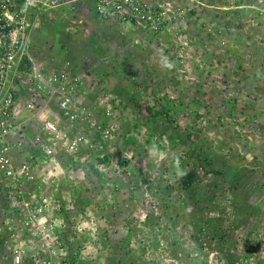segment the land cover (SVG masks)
Here are the masks:
<instances>
[{
  "label": "rangeland",
  "instance_id": "rangeland-1",
  "mask_svg": "<svg viewBox=\"0 0 264 264\" xmlns=\"http://www.w3.org/2000/svg\"><path fill=\"white\" fill-rule=\"evenodd\" d=\"M18 1L0 0V27L27 29L21 71L35 67L48 86L73 65L78 74H63L79 79L81 117L77 134L64 130L61 98L28 74L11 127L26 141V124L46 119L86 141L68 154L55 139L54 163L32 151L41 160H31L36 182L27 180L23 203L0 190V219L27 217L29 233L9 249L19 244L25 264H264V0H144L158 29L102 18L82 0L87 30L72 25L73 1ZM32 22L44 28L37 35ZM35 36L53 51L43 67ZM23 152L10 155L19 170Z\"/></svg>",
  "mask_w": 264,
  "mask_h": 264
},
{
  "label": "built area",
  "instance_id": "built-area-1",
  "mask_svg": "<svg viewBox=\"0 0 264 264\" xmlns=\"http://www.w3.org/2000/svg\"><path fill=\"white\" fill-rule=\"evenodd\" d=\"M29 1L30 0H25V2L28 3L26 8L30 6ZM53 4H57L56 7H58L66 3L64 0H54ZM95 4L97 12L105 19H114L119 22L130 24L144 22L146 26L149 25L150 28L154 27V29H158L157 25H159L161 21V18H158L159 14H154L153 11H150V7L144 0H95ZM0 28L4 31L3 36L0 38V189L12 198H8V202L17 200L16 203H18V201H20V203L22 201L23 203L22 198L26 194L25 187L27 186V180L36 181L33 180L30 167L32 159L23 162L19 170V166L16 167L15 162L10 156L11 152L16 148L24 151L26 143L23 139L25 129H18L17 131L16 128L11 127L12 124L14 125L13 109L16 105L15 97L18 86L26 80V76L29 74V80L34 83L35 89L38 92H43L50 97L57 96L61 98L59 109L67 115L71 123H76L75 121L81 116L74 114L75 106L72 105L74 103L72 94H74V87L76 88L79 84V79H73L70 76L68 79V76L63 74L64 72L62 74L50 73L47 76L48 86H45L41 82L43 73L37 71L35 67L30 68V70L21 71L20 67L22 66L25 56H27L25 51L28 46V44H25V39L28 38L27 29L22 25L16 31H11L12 28L6 27L5 24ZM29 108L31 109L32 105H29ZM71 109H73V113ZM35 121L40 122L41 120ZM41 123V133L36 134L34 137L33 147L36 150L40 148L42 155L46 160H50L52 163H54L53 160L56 159V150L51 147V143L56 141L55 139L59 138L60 142H58V145H60L64 152L69 154L78 152V147L83 145V142L86 141L84 137H80L77 140L68 139L64 132L60 131L54 123L46 119H43ZM27 129L28 126L26 124V131ZM50 180L52 182L49 185L53 187L55 185L54 179L52 178ZM41 203L42 201H35V204H39L38 207ZM24 205L27 206L25 202ZM40 209V212H46L45 209ZM20 212L22 213L21 218L19 221L15 219L16 223L11 222L9 219H5L3 223L0 224V242H2V237L6 233L8 235V239L6 240L8 249V243L12 241V238L17 239L22 237L25 232H28L20 225V222H23L22 219L27 218L25 211L21 209ZM40 214L42 219L44 213ZM37 215H39V213H37ZM50 225H43L41 228L43 231L38 229L36 232H49L53 229ZM9 250L13 257L12 264H25L22 247L19 244H15V247L12 246ZM53 264L67 263L62 261Z\"/></svg>",
  "mask_w": 264,
  "mask_h": 264
},
{
  "label": "crops",
  "instance_id": "crops-1",
  "mask_svg": "<svg viewBox=\"0 0 264 264\" xmlns=\"http://www.w3.org/2000/svg\"><path fill=\"white\" fill-rule=\"evenodd\" d=\"M70 1H73L72 6L75 8V10H76V7H77L78 9H80L79 12L81 13V15L79 17V20H76V21L73 20L74 23L72 25L73 26H76V27H81V28L86 29V30L87 29H91V24L94 23V20L90 18L91 17L90 15H87L86 14V12H88L87 11V8H86L88 6L86 5V2L83 3V4L77 5L76 2H80L82 0H79V1L70 0ZM40 23L41 22H32V25H31L32 26V31L33 30L35 31V35H37V30L41 27L40 26ZM41 28H43V27H41ZM45 33L46 32H44L42 34H44V36H49V35H45ZM35 37L36 38H35V40H33V43H35V49H36L35 50L36 51V62L38 64L46 63L47 61H49V57H50V55H52L51 53H53L52 49H50L51 46H49L48 48H45V45H44V42H43V41L46 40L45 37H40V36H35ZM56 38L58 39V37H56ZM61 38H62V40L63 39L66 40V38H64V37H61ZM54 41H55V39H54ZM80 55L81 54L79 53L78 58L80 57ZM57 60H59L58 57H57ZM63 60L64 59L59 60V61H63ZM42 67H43V64H42ZM72 70H73V65H71L70 63L69 64L66 63L65 67H62V70L61 71L70 73L71 75L78 74L77 73V70H74V71H72ZM66 121H67V124L68 125L67 124H64L63 129L65 130V128L68 126V129L69 130L72 129V132L74 134H77L75 131L77 130L76 125H80L79 121H78V123H73V125L75 124V127H70L72 124H71V122L69 121L68 118H66ZM61 124H63V123H61ZM27 126H28L27 132L29 133V135L27 134V138H26V141H25L26 142L25 143V149H24L23 155H21L20 158H19V160H20L19 162L23 163L26 160L33 159V157H35L36 163H37V165H39V162L41 160L40 156L43 157V158H44V156L41 153H39L40 156H34L32 154V151L34 152V150H35L34 147H33L34 137L36 136V134L41 133L40 132V125L38 124V121H32V123H28ZM34 128L37 129V132L36 133H32V131H33ZM79 129H82V128H79ZM58 147H57L58 150L59 149H62L60 147V145H58ZM87 148L88 147L86 146V149ZM56 159H57V155H56ZM47 161L49 162V160H47ZM45 170H48V168L45 169ZM3 220H5V219L4 218L0 219V223L3 222ZM27 233H29V232H27ZM6 240L2 241L3 243L0 244V264H12L13 257L9 253L8 245L5 244L6 243Z\"/></svg>",
  "mask_w": 264,
  "mask_h": 264
},
{
  "label": "clouds",
  "instance_id": "clouds-1",
  "mask_svg": "<svg viewBox=\"0 0 264 264\" xmlns=\"http://www.w3.org/2000/svg\"><path fill=\"white\" fill-rule=\"evenodd\" d=\"M24 2H25V0H23ZM68 4L69 5H72V2H68ZM72 9L73 10H75V8L74 7H72ZM4 221V220H3ZM3 222H1L0 224H2ZM7 234L5 233L4 235H3V237H2V241L4 240V239H7L8 238V235L6 236ZM9 250V249H8ZM9 253L11 254V252H10V250H9ZM12 255V254H11ZM12 262H13V260H12Z\"/></svg>",
  "mask_w": 264,
  "mask_h": 264
},
{
  "label": "trees",
  "instance_id": "trees-1",
  "mask_svg": "<svg viewBox=\"0 0 264 264\" xmlns=\"http://www.w3.org/2000/svg\"><path fill=\"white\" fill-rule=\"evenodd\" d=\"M20 4L23 3V0L18 1ZM21 6V5H20ZM58 152V151H57ZM63 153V151H61ZM69 154V153H68Z\"/></svg>",
  "mask_w": 264,
  "mask_h": 264
}]
</instances>
